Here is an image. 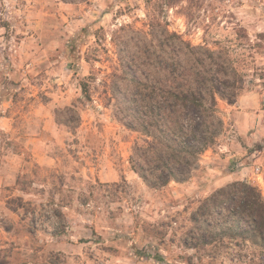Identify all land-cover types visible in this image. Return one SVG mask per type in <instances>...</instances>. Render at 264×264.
I'll return each instance as SVG.
<instances>
[{
    "label": "rangeland",
    "instance_id": "obj_1",
    "mask_svg": "<svg viewBox=\"0 0 264 264\" xmlns=\"http://www.w3.org/2000/svg\"><path fill=\"white\" fill-rule=\"evenodd\" d=\"M187 7L165 10L170 30L195 46L229 49L247 83L234 106L220 102L224 132L191 178L154 191L129 164L139 136L104 99L118 67L113 33L142 28L148 0H0V249L11 264H264L261 250L239 237L183 244L191 216L218 190L210 189L216 176L236 174L229 184L247 182L264 197V0ZM92 75L88 100L82 84ZM73 106L75 130L77 114H57ZM241 110L244 129L234 120ZM16 197L37 208L36 232L8 208Z\"/></svg>",
    "mask_w": 264,
    "mask_h": 264
},
{
    "label": "trees",
    "instance_id": "obj_2",
    "mask_svg": "<svg viewBox=\"0 0 264 264\" xmlns=\"http://www.w3.org/2000/svg\"><path fill=\"white\" fill-rule=\"evenodd\" d=\"M60 1L71 5L93 0ZM184 1L188 9L197 8L200 2L148 0L142 28L126 24L114 31L118 67L104 82L106 106L113 108L115 120L139 136L129 158L131 170L154 191L191 178L201 157L224 132L220 102L234 106L247 83L229 49L195 46L170 30L165 10ZM96 80L92 75L82 84L88 100L90 83ZM58 113L77 114L79 122L73 129L79 127L81 117L75 106ZM22 180L18 179V185ZM123 185L125 180L112 184L116 188ZM21 191L28 192L25 187ZM7 204L26 223L29 233L38 230V223L30 217L37 212L32 202L16 197ZM191 221L194 229L183 241L186 248L210 246L230 236L251 243L264 255V197L247 182H233L213 192L200 203ZM56 230L53 234L60 235L66 227ZM0 264H11L5 249H0Z\"/></svg>",
    "mask_w": 264,
    "mask_h": 264
},
{
    "label": "crops",
    "instance_id": "obj_3",
    "mask_svg": "<svg viewBox=\"0 0 264 264\" xmlns=\"http://www.w3.org/2000/svg\"><path fill=\"white\" fill-rule=\"evenodd\" d=\"M248 116H249V114L245 110L237 111V114H234V120H236L235 122L240 123V125L238 126L240 129H244L243 126H245V124H246L244 122ZM243 120H244V122H242ZM231 157H233L232 153H230V155L226 156V160H228ZM235 176H237V175L232 174V175L216 176L214 182H212V186H210V189L216 190V189H219L221 187H224L225 185L229 184L232 181H236V180L240 179V177L237 176L238 177L237 178ZM174 184H181V183H175L174 182Z\"/></svg>",
    "mask_w": 264,
    "mask_h": 264
}]
</instances>
